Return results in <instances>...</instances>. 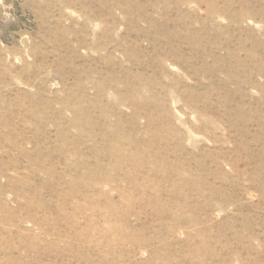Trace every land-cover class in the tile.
Here are the masks:
<instances>
[{
  "label": "rangeland",
  "instance_id": "374dc122",
  "mask_svg": "<svg viewBox=\"0 0 264 264\" xmlns=\"http://www.w3.org/2000/svg\"><path fill=\"white\" fill-rule=\"evenodd\" d=\"M0 264H264V0H0Z\"/></svg>",
  "mask_w": 264,
  "mask_h": 264
}]
</instances>
